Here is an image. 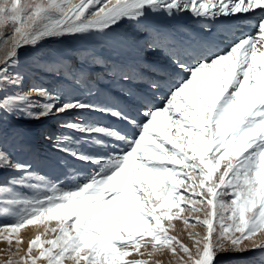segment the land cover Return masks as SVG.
Instances as JSON below:
<instances>
[{"label":"snow or ice","instance_id":"6c2138e0","mask_svg":"<svg viewBox=\"0 0 264 264\" xmlns=\"http://www.w3.org/2000/svg\"><path fill=\"white\" fill-rule=\"evenodd\" d=\"M185 12L213 20L250 13L255 32L230 40L225 51L212 39L190 45L174 61L175 83L150 82L152 94L167 88L163 106L151 94L143 95L135 110L124 111L38 86L32 89L35 96L7 91L23 83L15 71L23 47L110 31L124 20L141 25L154 15ZM5 28L0 119L16 113L38 120L70 110L96 111L125 122L128 130L85 120L61 125L80 136L61 134L57 147L94 165L68 186L34 174L0 143V170L23 173L0 185V217L11 220L0 224V238L18 247L21 229L49 222L28 242L24 256H10L4 264L41 259L45 264H153L157 252L170 253L176 264H222L228 254L264 253V239H256L264 236V0H0V37ZM167 38L155 32L147 46ZM120 76L129 79L123 70ZM90 140L110 153L82 151L80 145ZM15 187L30 188L32 194ZM176 221L205 231L189 230V247L171 234ZM48 231L54 238L42 239ZM133 254L141 258H127Z\"/></svg>","mask_w":264,"mask_h":264},{"label":"rangeland","instance_id":"374dc122","mask_svg":"<svg viewBox=\"0 0 264 264\" xmlns=\"http://www.w3.org/2000/svg\"><path fill=\"white\" fill-rule=\"evenodd\" d=\"M72 1L73 0H71V2ZM77 3H79V0H77ZM241 25L242 22L240 23V26ZM129 26L130 23L128 22H125L123 25L124 28H128ZM215 28L217 27L215 26ZM238 30L241 32L235 33V31ZM145 31L151 32V29L148 28V30L145 29L142 32ZM180 32L186 36H191V33L188 31L179 30L178 33ZM250 32H255V29L251 27L247 32L246 28H243L242 26L239 28L236 26L230 33H228V37L224 41L227 42V44L224 45L222 50H219H227L228 42L230 40L245 36ZM231 33L233 37L235 36L234 38H231ZM8 35L9 30L5 28L3 37H0V47H2L3 39H6ZM61 41L62 38L47 39L40 42L35 47L27 46L21 48L19 50V64L15 71L21 73L23 76V83L19 88H8L7 91L26 92L35 96L32 89L34 86H38L48 89L50 92L59 91L68 98L77 97L85 100V102L94 103L99 106H109L124 111L134 110V108H131L129 101L126 100V98L121 97V105L115 107V105H117L116 100L113 99L107 91H105L104 95H101L103 90H105L102 86L103 84L107 87H112V82H110L112 79L104 76V73H107L110 70L107 64L111 63L108 62L109 60L107 58H103L104 63H102V66L95 56L92 58L87 56L89 51L85 50L80 52L77 49L72 50L71 54L67 56V58H64L55 47ZM156 46H159V44ZM101 71H103V73L100 75ZM76 73L82 75L83 80L89 81L91 79L89 86L87 83H84L83 80H79ZM118 74H120V72ZM105 77L108 81L105 83L101 82ZM114 80L116 81V79ZM165 91L166 92L161 96V101L156 104L157 106H163L165 103L164 98L168 95L167 88ZM134 95L137 97L138 93H134ZM152 95L155 96L154 94ZM154 103L156 102L154 101ZM57 120L61 121V125L67 122L85 120L99 122L100 124L115 127L118 130H123L125 132L128 130L125 122L117 120L110 115L105 116L101 113H96V111L70 110L65 113L53 114L38 120L26 118L20 113L4 115L3 119H0V143H3V145L11 152L13 160L21 164L29 165L30 170L34 174L46 177L50 183H58L65 186L78 182V176L84 177L88 175L93 170L94 165L81 162L57 147L56 138L58 136L64 134L79 137L80 134L78 132L63 127H56L54 130V137H51L53 134H50V138L47 137L43 139L49 129L47 126L48 123H54ZM173 136H175V129H173ZM93 146L94 150L89 153H110L111 151L110 149L94 144L91 140L87 144H81L80 148L85 152L87 147ZM121 146L123 147L124 145ZM189 155H191L190 151ZM196 162L198 163V159ZM223 163L224 162H222V167ZM22 175L23 173L18 171L0 170V185L6 184L7 181L13 177L19 178ZM32 183H36V181L33 180ZM14 191L20 192L23 195L32 194L31 189L27 187H15ZM185 214H187V209L185 210ZM197 214L202 215V213ZM10 222V219L0 217V224ZM45 223L46 225L41 224V233H44L45 228L49 227V222ZM50 223L53 226L56 224L55 221ZM175 223L177 225L176 230L171 234L177 235L189 247H192V241L187 234L188 231L191 230L200 233L205 231V229L199 225H196L195 228L188 229L183 225L182 221H176ZM39 224L40 223L37 222V224L34 225H27L20 230L19 235L22 237L23 242L18 247L16 244L9 247L8 243L0 238V264H4L10 256L12 259H19L21 256H24L28 248V242L36 236L33 234L35 228ZM54 236V233L48 231L46 235H42V239H52ZM256 239H264V236L258 235ZM143 251L147 252L149 250L144 249ZM13 253H15V255H13ZM32 254L36 255L37 252L34 250ZM127 258L138 259L141 257L137 254H133ZM143 258L148 259L147 256ZM151 260L153 264H155V262H159V264H176L175 258L170 253H165L163 255L158 252L154 253ZM221 260L222 264H264V253L259 251L238 252L225 255ZM38 264H45V261L41 259L38 261ZM65 264H69V261L65 260Z\"/></svg>","mask_w":264,"mask_h":264},{"label":"bare ground","instance_id":"6f19581e","mask_svg":"<svg viewBox=\"0 0 264 264\" xmlns=\"http://www.w3.org/2000/svg\"><path fill=\"white\" fill-rule=\"evenodd\" d=\"M212 2H216V0H212ZM71 3L76 4L77 0H73ZM254 18L250 13L219 16L214 20L211 18L195 19L188 12L172 17L154 15L149 17L147 21L141 22V25L147 24L151 32H142L145 30V27L124 20L110 31L94 32L80 36H65L55 47L64 58H67L71 54V51L75 49L80 52L89 51L87 56H90V58L95 56L101 65L104 63L103 58H107L111 64H107L110 70L104 73V76L112 79L110 80L112 87H107L103 84L102 86L105 90H103L101 95H104L105 91H107L116 100L117 105L115 107L121 105V97L126 98L131 108L135 110L138 106L137 101L143 95H152L150 81L173 83L175 82L174 80L178 79L174 61L183 58L190 45L212 39L218 49L222 50L224 45L227 44L224 41L228 37V33L236 26L239 28L242 26L248 32ZM125 22L130 23L128 28L123 27ZM241 22L242 25L240 26ZM179 30L188 31L191 33V36H186L181 32L178 33ZM155 32H163L167 34L168 38L166 41L157 42L152 48H149L147 45L152 42ZM237 32L241 31H235V33ZM157 44L159 46H156ZM121 70L128 74L129 79L124 80L121 78L120 74H118ZM102 73L103 71H101L100 75ZM76 74L79 80H83L82 75ZM106 77L101 82L105 83L108 81ZM83 81L88 86L91 83V79ZM165 90L166 88L156 94L154 93L153 102L155 101V104L161 101V96L166 92ZM134 93H138L137 97H135ZM47 126L49 129L43 139L49 137L50 134H53L51 137H54V130L56 127H61V121L57 120L54 123H48ZM93 150L94 146L87 147L85 152ZM43 224L46 225V223ZM40 227L41 223L35 228L33 235L41 233Z\"/></svg>","mask_w":264,"mask_h":264}]
</instances>
